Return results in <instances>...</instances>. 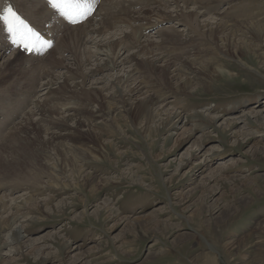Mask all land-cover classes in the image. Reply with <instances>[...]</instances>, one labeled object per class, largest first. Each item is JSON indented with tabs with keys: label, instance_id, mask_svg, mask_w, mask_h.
I'll use <instances>...</instances> for the list:
<instances>
[{
	"label": "rangeland",
	"instance_id": "1",
	"mask_svg": "<svg viewBox=\"0 0 264 264\" xmlns=\"http://www.w3.org/2000/svg\"><path fill=\"white\" fill-rule=\"evenodd\" d=\"M37 1L23 0L20 12L24 14ZM155 1L103 0L94 25L104 14L141 9H159L157 19L162 22L156 23V17L145 15L147 19L141 22L115 25L100 36L84 35L85 44L79 50L93 58L90 65L81 66V72L88 76L83 85L80 77L68 78V69H74V49L61 35L43 55L44 60L35 59L37 68L29 64L27 72L17 78L18 85L12 92L19 97L14 96L16 100L31 93L27 103L18 107L16 116L13 114L5 121L6 112H10L6 103L0 110V121L7 122L6 126L12 123L11 127L15 123L24 125L26 118L38 123L33 105L49 104L52 99L54 104L58 103L60 114L75 116L72 118L77 120L79 115L72 114L69 107L60 110L65 98L57 93L64 81L77 85V91L97 90L110 98L115 95L112 85L116 76L133 71L135 81L131 84L140 82L149 94L160 95L159 105L176 114L181 122L174 131L151 132L148 137L142 135L140 126L127 124L117 107H112L111 112L119 130L105 131L99 118H89L85 125L100 134L104 144L102 157L86 162L73 159L70 166L94 178L98 188L94 194L90 188L82 187L74 168H62L64 160L71 157L65 140L64 149L49 150L38 159L37 168L43 174L37 182L17 187L11 181L1 183L0 198L7 204L0 219L16 216L25 238L22 242L26 243L19 247L7 240L8 228L0 224V264H264V122L253 118L254 113L264 111V45L247 38L249 55L229 56L205 36L206 27L197 31L195 21L190 22L183 14L195 10L201 24L206 20L210 21L207 26H213L214 21L222 24L224 32L219 38L235 32V41H239L248 25L264 30V0H177L176 6L170 0L153 4ZM1 4L4 5L0 1ZM166 15L172 20H164ZM149 27L152 30L143 34V28ZM113 34L117 40L126 35L140 36L155 50L159 46L169 61L186 60L192 69L208 66L223 71L228 79H215L204 93L191 80L194 93L183 95L166 86H162L163 90L151 89L152 77L130 60L113 71L91 74L106 59L96 53L92 42ZM6 41L0 40V48L7 47L0 52V64L2 57L15 56V50H10ZM123 44L128 47V41ZM120 54L128 59L133 50ZM79 59L82 61L83 56ZM36 76V88L30 89L28 80ZM86 107L91 112L97 110L95 104ZM205 118L217 120L219 131L203 124ZM233 120L235 126L224 128L225 121ZM73 123L71 120L69 125L72 127ZM6 128L5 134L10 127ZM223 130L224 133L220 132ZM53 132L49 129L41 138L46 139ZM1 156L9 157L5 152ZM103 203L115 212L116 218H109L110 212L96 216L95 211ZM37 208L47 211L46 214H32ZM51 236L68 243L71 252L63 254ZM76 256L81 257L75 260Z\"/></svg>",
	"mask_w": 264,
	"mask_h": 264
},
{
	"label": "bare ground",
	"instance_id": "2",
	"mask_svg": "<svg viewBox=\"0 0 264 264\" xmlns=\"http://www.w3.org/2000/svg\"><path fill=\"white\" fill-rule=\"evenodd\" d=\"M0 1L4 3V5L1 6L2 8L3 6L4 9L6 7H12L23 19H25L28 23H31L36 29L44 32L46 35H49L50 37L52 36L53 38L56 37V40L60 39L64 35L62 39L66 43L67 41L72 43L74 49V52L72 53L74 55V69H68V78L80 77L82 85L88 76L85 75L86 73L83 74L81 72V66L83 68V65H90L92 63L91 59L93 58V56H91L92 54L88 53L87 55L85 51L79 50L80 48L82 49L85 44L84 35L93 34L100 36L103 35L107 29L114 28L115 25H118L119 27V25L130 24V22L135 24L141 22L147 19L145 18V15L148 17H156V20L159 18V9H141V12L122 10V12H119L116 15L104 14L103 18L101 17V20L96 22V25L93 24L95 23L94 18L96 17L94 16L84 23L86 24L88 22L87 26H73L68 25L61 19H59L58 23H56V20L53 18L55 16V12L51 9L47 2H44L43 0H38L35 6H28L27 10L24 11V14L20 12L23 0ZM158 1L159 0L153 2V4H157ZM170 1L173 5H177V0ZM186 2L188 3V0H184V3ZM149 4H152V2L146 5ZM111 6L112 5H109L108 7L111 8ZM202 6L206 5L204 4ZM2 14L3 10L0 11V15ZM183 14L190 22L195 21L194 27L197 31H201L203 27H206V32L204 33L203 31L205 36L214 41L216 45L219 44L222 50H224V52L229 56H248L250 53V46L246 44L247 38L252 39L261 47L264 45V30L257 26L248 25L244 27L241 34L243 38L239 41H235V37L237 35L235 32H229L221 38L218 37L224 32L221 23L214 21L213 26H207V23L210 21L206 20L201 24L197 19L199 14L195 10H187L186 12H183ZM163 19L166 21H169V19L172 20L169 15H166ZM158 22L162 21L158 20L156 23ZM49 23H52V26L51 29L48 30L45 25ZM103 25L106 26L102 27ZM7 37L8 33L3 23L0 22V40L7 39ZM124 41H128V47L123 44ZM221 41H223V44L220 45V43H222ZM92 43L96 53L104 56L106 59L102 64L98 63L94 70L90 69L91 74H93V72L103 70L113 71L125 64L127 60H130L134 63V66L143 68L152 77L150 83L151 89L163 90L164 88L162 86H166L170 89V91L181 93L183 95L191 94V92L194 93L190 85L191 80H194L197 85H200L199 89L204 93L211 87L215 79H228L223 71L212 70L208 66L199 65L197 68L192 69L189 67V64L186 63V60H179L177 62L173 59L172 61H169L167 60L165 54H162L159 46L157 50H155L156 48L153 45L141 40L140 36L132 37L126 35L117 40L116 36L113 34L110 38L97 41L94 40ZM10 46V50H15V53L13 54L15 56H13V58L2 57L1 60L3 61L0 64V110L6 105V103L8 108H10V112H6L7 115L5 121H7L8 117H13V114L16 116L15 113L20 109L18 107H21L24 103L26 104L28 96L32 95L31 93H28L27 96H23L25 94H21L20 96H23L24 98L16 100V98L19 97H17L16 93L12 92V89L18 85L19 79L17 78L21 76L23 72H27L25 70L26 66L29 64L35 66L36 59L31 55H25L20 51V49H14L11 44ZM4 49H7V47L1 46L0 52ZM128 49L133 50V54L128 59H124L120 53ZM80 56H83L82 61L79 59ZM37 59L38 61H41V59L44 60V57L42 56ZM160 63L163 64L161 65ZM183 68H185L184 73L181 72ZM132 72H124L121 76L115 75L116 79L114 77L115 82L112 85L115 95L113 94L114 96L110 98H105L97 90L86 91L81 88V91H77V85L70 86L68 85L69 83L67 84L66 82L68 80L64 81L65 84L63 87L59 86V92L57 93V95H64L63 98H65L64 104H61L60 106V110L62 111L65 107H69L67 109L73 111L72 114L77 112V115H79L77 120L72 118L75 116H63V114H60L58 111V103L54 104L52 99V102L49 103L51 105L47 103H44L43 105L34 103V111L32 112L34 115L38 116V123H33L29 118H26L25 121L23 120L25 123L24 125H16L15 123V125L13 124V127H11L12 123L11 125L6 126L7 122L4 124L0 121V184H7L9 183L7 181H11L13 187H17L18 184H30L37 182L39 180V176L43 174L42 171L37 168L38 159L45 157L47 151L49 150L60 151L59 149H64L63 143L65 140L66 144L70 146L69 151L71 157H69V160H64L62 168L65 169L68 166L74 168L77 176L76 178L81 181L82 187L84 186L90 188L89 190L91 191V194H94V192L98 190L94 178L89 175H83L80 168L73 165L70 166V161L72 160L73 162V159H80L84 162L88 160L95 161L102 157L100 156V153L104 148V144L100 141V134L90 129V127H88L89 125L86 126L85 122L89 120V118H99L103 123V130L109 131L113 128L119 130L120 125L119 123H116L115 118H113V114L111 112L112 107H117L121 111L124 121L127 124H130L131 127L140 126V132L143 136H148L151 132L160 134L163 130L170 132L174 131L181 122L179 120L180 118L176 114L169 112L170 110L167 111V109H164V105H159L162 100L160 95L155 97L153 93L149 94V91L143 90V86L140 82H134L132 85V81H135ZM90 73H88V75ZM24 76H27V74H24ZM36 78L37 76L28 80L30 89L36 88L34 86ZM50 78V83H52L53 76L50 75ZM25 79L24 84L27 86V77ZM2 89L6 90L3 91ZM14 96H16V98ZM75 99H77V101H75ZM17 101L18 103L15 106L14 103ZM89 104H95L97 110L95 112L88 111L89 108L87 109L86 106ZM66 112L68 113V111ZM253 118L264 122V111L254 113ZM16 120L17 119L15 118L14 122H16ZM71 120L74 121L72 127L69 125ZM200 121L202 120L200 119ZM216 121L217 120L215 119L205 118V123L203 124L212 125V128H218L219 131L220 125L218 124V121ZM206 125L203 126L205 127ZM235 125L236 121L234 120L225 121L224 128H232ZM5 128H9L6 134L4 132ZM49 129H53L55 132L47 135L46 139H42L41 134L45 132L47 133ZM220 132L224 133V130ZM2 152H5V154L9 157L4 159L3 156H1ZM106 182L109 183L108 180H106ZM100 186H102V184ZM6 204L7 203L0 198V214L5 213ZM34 212H40L39 208L33 209L32 214ZM46 212L47 211L42 210L40 213L43 215L46 214ZM109 212V218L113 219L117 217L115 212H111L108 205L103 203L95 211V214L96 216H100ZM82 215L84 214H81V216ZM18 223L19 220L16 216L6 218L5 221L0 219V224L8 228L7 240L17 243L19 247H23L26 242H22L25 238L24 235L20 233ZM51 239L63 254H69L71 252L72 248L68 243L63 242L57 236H51ZM80 257L81 256H76L75 260Z\"/></svg>",
	"mask_w": 264,
	"mask_h": 264
},
{
	"label": "snow or ice",
	"instance_id": "3",
	"mask_svg": "<svg viewBox=\"0 0 264 264\" xmlns=\"http://www.w3.org/2000/svg\"><path fill=\"white\" fill-rule=\"evenodd\" d=\"M94 0H47L48 5L70 23L86 19L93 11ZM11 42L27 52H41L51 47V43L41 35L12 7H6L0 15Z\"/></svg>",
	"mask_w": 264,
	"mask_h": 264
}]
</instances>
